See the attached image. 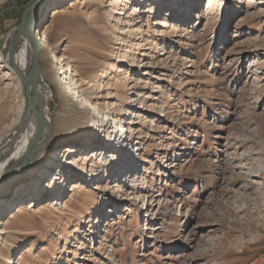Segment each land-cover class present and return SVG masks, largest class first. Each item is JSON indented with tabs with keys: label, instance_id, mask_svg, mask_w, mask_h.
Instances as JSON below:
<instances>
[{
	"label": "rangeland",
	"instance_id": "1",
	"mask_svg": "<svg viewBox=\"0 0 264 264\" xmlns=\"http://www.w3.org/2000/svg\"><path fill=\"white\" fill-rule=\"evenodd\" d=\"M33 1L0 0V155L29 110L5 55ZM178 1L200 17L162 0L38 14L50 136L7 166L0 264H264V0Z\"/></svg>",
	"mask_w": 264,
	"mask_h": 264
},
{
	"label": "bare ground",
	"instance_id": "2",
	"mask_svg": "<svg viewBox=\"0 0 264 264\" xmlns=\"http://www.w3.org/2000/svg\"><path fill=\"white\" fill-rule=\"evenodd\" d=\"M112 1V0H111ZM118 1V0H117ZM131 0H125V3L127 4L128 2H130ZM195 0H190V2H194ZM162 3H166V5H168V7H170L172 9L176 8V7H186L187 5L184 6V4H181L178 0L177 2L175 0H170V2L167 1H163ZM188 3V2H187ZM186 3V4H187ZM124 4V5H125ZM163 4V5H164ZM190 4V3H189ZM152 5V4H150ZM144 6H142L141 8H143ZM189 7V9L192 12V16H197L198 18L200 17L198 12V6H195L194 8H191L192 5L187 6ZM139 8V9H141ZM56 9V8H54ZM182 9V8H180ZM179 9V10H180ZM130 10V6L128 8H126L125 13L127 14V12ZM137 10V8L135 9ZM54 12H52L53 14ZM51 14V16L53 17V15ZM29 25H26L22 31H20V33L14 37V43L12 45V49L13 52L11 51H7L6 55H5V60L6 61H10L12 62L11 67H16L19 68L21 70V72L23 74H25V72L28 70V62L26 61L29 58V54L31 53V47L29 46L28 42H27V35L29 33L28 29H30V27H28ZM44 30H47L46 27L44 28ZM45 33V32H44ZM35 34V32H34ZM36 37V35H35ZM26 38V40H25ZM41 37H39L40 39ZM37 39V37H36ZM25 43V44H24ZM25 45V46H24ZM8 61V62H9ZM59 62L63 61V58L58 60ZM61 64V63H60ZM62 83L66 85V87L74 92V93H79L81 92V85L86 82V79L84 77H82L80 74L78 75L76 73V70L74 69V65L70 64L69 62H65L62 65ZM39 83L38 85L34 86L31 88V92L34 94L33 95V100L34 103L32 106H30L28 109L29 110H25L22 114L21 117V129L18 131V133L16 134V136L12 139V143L11 145L6 149L3 150V152L0 155V197H5V195L7 194V192L9 191V188L7 187L8 183L10 182V172L7 170V166L8 164L12 161V159H16L17 164L19 162V166L17 168V172L20 174L21 172L24 173V170L26 167H28V165L32 162V160L35 157V152L40 149L41 146L44 145V141L47 142L46 137L48 138V136H50V115H48L47 110L45 108V102H46V93H45V89L44 86L42 84L43 82V78L40 74L39 76ZM82 95L84 98L83 101H88L89 97L88 94L81 92L79 94V96ZM94 110L96 111V116L94 117V120H99V121H104V115L101 113V109L100 107L93 105ZM3 121V119H0V123ZM135 124L138 123L137 121H133ZM112 135H119L122 136V131L117 130L112 132L109 136ZM2 136V135H1ZM115 138V137H114ZM139 142V141H137ZM119 144L124 145L125 142H118ZM121 146V145H120ZM125 146V145H124ZM162 147V146H161ZM159 148V147H158ZM158 148L156 146H154V149ZM163 148V147H162ZM123 146H122V151H123ZM165 149V148H163ZM159 150H161L159 148ZM95 151V150H92ZM126 153H122L121 152V156H126L128 158L129 154L125 155ZM105 155L103 158V160L105 159L106 163L111 161V159L113 158L112 156H114L115 154L113 153L112 155ZM126 158V160H127ZM132 161H128L126 165H123L125 167H129L130 169H134L135 171H137V168H134L135 165H133L131 163ZM72 165H74L76 168H83V164H84V160L80 161V159H75L73 161H71ZM127 168H122L121 172L123 170H126ZM124 172V171H123ZM92 174H96L95 172H92ZM123 174V173H122ZM62 176H60L59 178H61ZM55 178H58L55 177ZM134 181V183L136 182L135 179H132ZM77 182L74 181L72 186L75 187L77 186L75 183ZM61 183L57 182L54 183V186H57ZM69 185V184H68ZM71 186V185H70ZM61 187V186H59ZM72 187V188H73ZM120 188V187H119ZM118 191V190H117ZM30 204H32L30 202ZM33 205V204H32ZM11 210V209H10ZM13 210V209H12ZM11 216V213H10ZM6 222V221H5ZM1 223H4V219H2ZM3 232V230L0 228V233Z\"/></svg>",
	"mask_w": 264,
	"mask_h": 264
},
{
	"label": "water",
	"instance_id": "3",
	"mask_svg": "<svg viewBox=\"0 0 264 264\" xmlns=\"http://www.w3.org/2000/svg\"><path fill=\"white\" fill-rule=\"evenodd\" d=\"M51 1L52 0H34L31 5L23 11L21 15L22 21L16 27V30L14 31L12 36L11 44L9 46V51L13 52L12 45L15 40L14 37L16 36V34L18 35L26 25H29L28 27H30L31 30L28 29L29 33L27 35V42L31 47V53L29 54L28 58V70L25 72V74H23L19 68L11 67L10 65L23 86L28 108L32 106L34 102V94L31 92V88L33 87V85H38L40 79V62L38 59V53L41 50V47L38 39H36L34 34V30L37 28L36 19L38 17V14L43 9H45L46 6L51 3ZM8 63L12 64V62L10 61ZM17 179H15L14 181H16Z\"/></svg>",
	"mask_w": 264,
	"mask_h": 264
}]
</instances>
